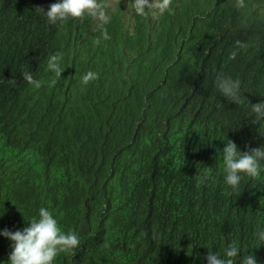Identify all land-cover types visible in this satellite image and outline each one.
<instances>
[{
	"label": "trees",
	"instance_id": "obj_1",
	"mask_svg": "<svg viewBox=\"0 0 264 264\" xmlns=\"http://www.w3.org/2000/svg\"><path fill=\"white\" fill-rule=\"evenodd\" d=\"M48 1L0 0V231L44 207L80 239L54 264H206L230 243L238 264H264V166L233 193L221 152L227 139L264 146L251 108L264 101V0H171L164 14L159 0H100L110 22L98 30L49 26ZM43 25L59 43L26 55L13 80L9 56ZM56 53L60 77L47 70ZM88 71L98 79L85 86ZM221 75L240 81V104L220 96ZM11 251L0 236V264Z\"/></svg>",
	"mask_w": 264,
	"mask_h": 264
},
{
	"label": "clouds",
	"instance_id": "obj_2",
	"mask_svg": "<svg viewBox=\"0 0 264 264\" xmlns=\"http://www.w3.org/2000/svg\"><path fill=\"white\" fill-rule=\"evenodd\" d=\"M155 2L156 0H152ZM171 0H159L156 7L160 14L170 12ZM239 7L244 6V0H239ZM42 10V9H41ZM139 12L143 11L140 7ZM44 17L49 26L57 27V23H64L70 19L74 22L92 21L93 29L104 28V25L110 22V16L105 12L104 5L100 0H49L42 10ZM38 28L41 24H35ZM45 26V25H43ZM43 34L35 35L24 39L21 44L15 46L14 52L9 56L8 71L14 80L15 75L10 68L20 71L28 66L24 57L29 53H35L38 49H43L52 40H57L59 34H52L47 37L48 29L45 26L41 28ZM104 38L109 39L107 31H104ZM237 47H242L237 42ZM236 52L232 53L234 58ZM62 55L59 53L52 54L47 58V70L60 77L64 72L61 66ZM23 80L35 88L42 86V81L36 79L33 73L28 71L22 72ZM98 79V73L88 71L81 78L83 85ZM216 88L221 97L236 105L241 102V84L239 80L231 77L218 76ZM252 112L258 121H264V101L251 105ZM260 134L264 136V133ZM223 163L225 165L224 182L233 193L238 192L242 186L245 177L258 178L260 169L264 166V146L252 149L248 152L241 153L237 145L227 139L222 149ZM29 226L15 232L4 229L0 231V236L11 242L12 251L8 260L4 264H54L57 255L61 252H68L76 249L80 245V239L75 232H63L58 225L57 219L53 214L44 207L38 212V219H33L28 223ZM256 240L264 245V228L255 233ZM241 249L235 244H229L223 249V254L209 251L206 256V264H238ZM241 264H258L254 254L243 255Z\"/></svg>",
	"mask_w": 264,
	"mask_h": 264
}]
</instances>
